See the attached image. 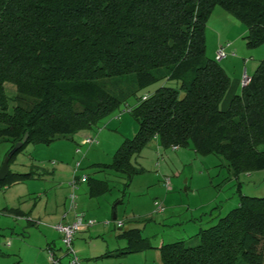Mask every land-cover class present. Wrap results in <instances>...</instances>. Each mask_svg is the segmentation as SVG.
<instances>
[{
    "label": "trees",
    "instance_id": "1",
    "mask_svg": "<svg viewBox=\"0 0 264 264\" xmlns=\"http://www.w3.org/2000/svg\"><path fill=\"white\" fill-rule=\"evenodd\" d=\"M217 6L245 25L247 47L264 44V0H0V142L10 150L27 133L9 163L28 143L95 131L134 98L138 129L110 163L96 164L102 170L129 179L143 172L133 159L153 139L165 149L215 155L227 179L264 169V57L221 108L231 78L205 53L206 22ZM7 82L16 88L11 97ZM40 175L9 169L0 185ZM85 180L90 197L110 190L106 180ZM239 187L238 204L187 239L154 247L123 221L117 236L126 246L103 256L157 248L161 264H264V196Z\"/></svg>",
    "mask_w": 264,
    "mask_h": 264
},
{
    "label": "rangeland",
    "instance_id": "2",
    "mask_svg": "<svg viewBox=\"0 0 264 264\" xmlns=\"http://www.w3.org/2000/svg\"><path fill=\"white\" fill-rule=\"evenodd\" d=\"M238 25L245 26L243 23H239L237 19L235 20L223 8L215 7L206 22L205 28V53L208 58L214 59L218 47L226 45L228 42L231 43L233 37L237 36L238 43H241L246 49L257 50L256 48H259L258 46L253 48L246 46L243 36L238 35L240 31L237 28ZM218 32L221 33L222 37H225L221 39V44L219 45ZM234 52V58L239 59L241 62V73L247 67L244 72L247 76L249 75L247 72L252 70L251 64L248 65L247 62L253 60V67L264 57V52L258 58L256 57L258 60H254L253 57V59L250 58L248 54H241L238 49ZM230 56L227 55L224 61H229L231 59ZM242 58H247V62H244ZM230 69L229 71L231 72H228V75L232 77L233 66ZM156 84L150 85L142 92L144 94L153 92ZM167 85L175 86L176 82L170 80ZM5 90L10 97L16 92L15 86L8 82L5 83ZM134 103L135 99L130 98L128 101L129 107L133 106ZM12 105L13 102L10 101V107ZM126 106L121 105V108L116 110L115 114L119 115L118 118L112 116L105 118L97 129L99 133L101 131L100 128L106 122L110 123L105 130L112 138L110 141L102 142L104 148L98 144L99 140L94 144L80 145L81 141H77L75 136L83 134L84 131H82L74 134L75 140L60 138L50 144L28 143L22 151L15 154L9 163L10 170L27 172L30 169H36L35 171L39 173L43 172V176L21 180L23 182L21 183L22 185H11V189L8 191L4 186L0 187V264H15L19 259V255L20 264H50L45 253L42 256L40 253L44 250L46 243L44 235L54 238L57 245H60L61 239L55 225L60 222L61 209L64 207V199L62 201L61 197H67L68 199L65 211L72 212L69 210L68 198L71 190L69 193L63 190L65 183H70V179L62 175L52 174V170H55L54 168L56 167L58 169V164L74 166L75 170V164L79 162L81 165L78 168V174L84 175L86 173L92 174L95 170H98L94 163H110L112 156L122 141L125 138L133 137L138 129L136 120ZM158 146L157 140L153 139L135 156L133 162L137 168H142L143 172L134 173L131 179L128 178V175L117 174L108 168L100 172L95 171L96 177L109 180L108 184L111 189L109 192L92 199L95 202L92 203L94 206L99 203L95 207L91 204L94 208L87 205L91 201L90 197L85 193L86 183L77 184L74 189L77 195L76 205L81 212H85L84 222L88 220L94 221L93 225H82L73 238L72 247L80 264L142 263L141 254H153V252L155 253L156 263L160 264L157 248L145 249L140 253L133 252L103 256L108 250L118 249L124 244V239H120L117 236L120 231L119 225H117L119 220L125 221L127 227L141 228L142 234L149 238L151 245L158 247L163 242L167 243L181 238L187 239L199 230V228L196 230L197 227L192 222L184 221L185 216L183 215L187 210L188 202L193 206L192 203H194L195 199L211 201L212 198H215L209 207H203V210L206 209L207 214L202 217L204 221L201 226L205 227L210 224V218L214 217L219 211L223 215L238 204V183L243 194L264 196V169L253 171L250 175L242 173L237 179L233 177L227 179L226 169L218 165L219 160L215 155H208L210 158L207 161L208 163L205 162L200 167L198 166L200 164L199 160L205 156L197 154L195 159L187 160L185 158L181 162L178 152H184L185 149L189 148H179L176 151H172V148H167L165 150L167 151L166 154L161 157L158 156L160 153ZM77 147L80 148V153L75 152ZM9 148V142H0V165ZM32 164L33 167H31ZM172 167L181 169L182 174L177 172L178 176L171 174L172 176H163L162 178V174ZM198 172H203V174ZM190 174L193 176L192 184L195 183L199 187L196 198L192 195L191 189L193 187L191 184L186 190L187 184L185 180L186 176ZM165 177L170 178L171 187L172 184L175 186L174 191H170L166 187ZM125 183H129V185L124 187ZM68 184L67 186H69ZM28 185L29 188L27 190ZM123 189L125 192H123ZM172 193H177L176 199L179 200L174 203L164 201L163 196ZM34 200L36 205L31 210L32 217L24 215L21 218H16L11 213L2 212L5 205L21 207L29 212ZM179 202L185 205L178 204ZM74 212L77 211L75 210ZM113 215L117 217L113 218ZM189 243H194V241ZM60 249L62 250L61 264H69L70 257L64 255L65 248L62 240ZM63 259L65 261H62Z\"/></svg>",
    "mask_w": 264,
    "mask_h": 264
},
{
    "label": "crops",
    "instance_id": "3",
    "mask_svg": "<svg viewBox=\"0 0 264 264\" xmlns=\"http://www.w3.org/2000/svg\"><path fill=\"white\" fill-rule=\"evenodd\" d=\"M214 11V10H213ZM211 15H212V13H211ZM210 15V16H211ZM230 15V14H229ZM234 18V17H233ZM235 19V18H234ZM236 20V19H235ZM239 23H241V22H239ZM244 25V24H243ZM237 28L240 30L239 31V33H238V35H241V36H243L244 37V35L246 34V32H247V29H246V27L245 26H240V25H238L237 26ZM218 34V38H219V42H218V45L219 44H221V39L222 38H225V37H222L221 36V33L220 32H218L217 33ZM229 44H228V46L225 48V50H226V52H227V55H231L230 57H231V59H229V61H224V58L223 59H221L220 61H219V63L221 64V66L225 69V71L227 72V74H228V72H231V71H229V70H231L230 68H232V66H233V74H232V77H230L231 78V83H230V87H229V89H228V91H227V93H226V95H225V97H224V99H223V102H222V108L223 109H225V108H227V106H228V104H229V102H230V100H231V98L236 94V93H238L240 90H241V88H242V78H243V76L245 75V71L247 70V67H246V70L244 69V71L241 73V62H240V60L239 59H236V58H234V55H235V50L237 51V49L238 50H240V52H241V54H244V55H249L250 56V58H254V60L255 59H257L258 58V56H260V54H262V52H264V44H261V45H259L258 47L259 48H256L257 50H248V49H246L241 43L239 44L238 43V36L237 37H233V41L230 43V42H228ZM218 45H217V47H218ZM217 49V48H216ZM232 49H234L232 52H231V50ZM234 52V54H232ZM257 57V58H256ZM252 58V59H253ZM243 59V61L244 62H247V58H242ZM258 60V59H257ZM253 60H250V61H248L247 62V64L249 65V64H251V68H252V70H251V72H247L249 75L248 76H250L252 73H253V71L255 70H253V68H256V66L257 65H253V67H252V62ZM243 62V63H244ZM236 67H237V70H236ZM230 74V73H229ZM230 76V75H229ZM114 115V116H113ZM112 117H114V118H118L119 117V115H116L115 113L114 114H112L111 115ZM110 123H108V122H106L104 125H103V127L102 128H100V132L98 133L97 132V129L95 130V131H93V132H91V131H88V132H84L83 134H78V136H75L76 138H77V141H81L85 136H87V135H89V134H92V133H95L94 135H96V137H97V142H98V140H99V145H101V147L102 148H104V146L102 145V142L103 141H110L111 140V138H112V136L109 134V133H107V131L105 130L106 128H107V126L109 125ZM114 124V123H113ZM100 127V126H99ZM74 136H73V138H75ZM66 139V138H65ZM75 140V139H74ZM157 140V139H156ZM96 142V143H97ZM157 143H158V149H159V151H160V153H159V155L158 156H161L162 157V155L163 154H166V152L167 151H165L166 149L165 148H163L160 144H159V142H158V140H157ZM94 144V143H93ZM179 149V148H178ZM177 149H173L172 148V151H176ZM75 152H76V149H75ZM86 155V154H85ZM178 157H180L179 158V160L182 162L183 160H185V158L187 159V160H190V159H195L196 158V155H197V153L194 151V150H192V149H185L184 150V152H178ZM83 157H84V155H82ZM113 157V156H112ZM209 157L208 156H205V157H203L201 160H199L200 161V164H198V166H203V164H205V162H207V161H209ZM212 159V158H211ZM212 161V160H211ZM214 161V160H213ZM98 163H103V162H97V163H94V165L96 166V164H98ZM208 163V162H207ZM59 165V168L57 169V167L56 168H54L55 170H52V174H58V175H62V176H65L67 179H70V183L68 184V183H65V186L63 187V190H66L68 193L70 192V190L72 191V187H70L71 186V182L73 181V180H76L77 181V183H76V187H77V184L79 183H83V184H85L86 183V178L85 179H82L81 178V176L82 175H79L78 174V171H74V166L73 167H71L70 165H67V164H58ZM60 165H64V166H60ZM80 165L81 164H79V167H80ZM31 167H33V164H32V166ZM36 170V169H35ZM180 170V171H179ZM96 172H100V171H103L101 168H99L98 167V170H95ZM93 172L92 174L91 173H86V174H84V175H87V174H90L91 176H93V177H95V178H98V179H101V180H106L107 182L109 181L108 179H103V178H100V177H96V175H95V173L96 172ZM113 172H115V171H113ZM169 172H170V174H169ZM177 172L178 173H180V174H182V170L181 169H177V167L175 168V167H172V168H168V170H167V172L166 173H163L162 174V178H163V176H172V175H174V176H178V174H177ZM115 173H117V172H115ZM199 173V172H198ZM41 174L42 175H40L39 176V178L40 177H42L43 176V172H41ZM117 174H122V173H117ZM172 174V175H171ZM199 174H203V172H200ZM247 175H250L251 173H246ZM193 176L190 174V175H188V176H186V180H185V182H186V184H187V187H186V190H187V188L189 187V185L191 184V186L193 187L191 190H192V195H193V197L194 198H196L197 197V191H199V187L195 184V183H193L192 184V178ZM35 178H38V177H35ZM166 178V177H165ZM169 178V177H168ZM28 179H30V178H28ZM170 179V178H169ZM165 180V179H164ZM64 182V181H63ZM21 183H23L21 180L20 181H16L15 183H12V184H10V185H8V184H5V185H0V187L1 186H4L5 188H6V190L8 191L9 189H11V185H17V184H21ZM176 183V182H175ZM67 184L69 185V186H67ZM22 185V184H21ZM86 185V187H85V193L87 194V196H89V194H88V186H87V183L85 184ZM167 186V188H168V190H170V191H174V189H175V186L172 184V187H171V185H170V182L168 183V184H166ZM110 187V186H109ZM28 188H29V185L27 186V190H28ZM23 189V188H22ZM111 189V188H110ZM110 191V190H109ZM109 191H107V192H109ZM106 192V193H107ZM68 193H67V195H68ZM66 195V196H67ZM176 195H177V193H172V194H166V195H164L163 196V199H164V201H167V202H169V203H174V202H176V201H178L177 199H176ZM101 196V195H100ZM90 197V196H89ZM99 197V196H98ZM55 198H56V196H55ZM93 198H97V197H90V201L91 202H89L87 205L88 206H94V204H92V203H95V202H93L92 201V199ZM62 201H63V199H64V201H63V209H61V214H60V217H61V220H60V222L59 223H69V222H72L73 220H74V218H75V215H76V213L77 214H80L82 217H83V219L85 220V212L84 211H80L79 210V208H78V206L76 205V211L77 212H74L73 210H70V211H72V212H74V213H72V212H67V210L65 211V205H66V201L68 202V199H67V197H61L60 198ZM214 200H215V198H212V200L211 201H200V200H198V199H195L194 200V203H192L193 204V206H191V203L190 202H188L187 203V210L185 211V213H184V215L183 216H185V219H184V221L185 222H192L194 225H196V230H198V228L200 229L202 226V224L201 223H203V221L204 220H202V217L203 216H205L206 214H207V211H205V210H203V207H209L210 205H211V203L212 202H214ZM92 204V205H91ZM97 204H99V203H97ZM97 204H95V206L97 205ZM178 204H182V205H185V204H183L182 202L180 203H178ZM35 205H36V201L34 200V202L31 204V209H30V211L29 212H27L26 210H23L21 207H12V206H9V205H5L4 206V208L2 209V212L4 213V212H6V213H11V214H13L16 218H21L22 216H24V215H29L30 217H32L31 215V210H33V207H35ZM46 206H47V201H46ZM92 206V208H94ZM176 206V205H175ZM178 206H181V205H178ZM114 210V209H113ZM30 213V214H29ZM219 213H220V211H219ZM115 216L116 215H113V218H115ZM117 217V216H116ZM30 223H33V222H30ZM119 223H123V220H119L118 222H117V225H119ZM29 224V223H28ZM94 224V223H93ZM93 224H91V225H93ZM85 225H86V223H85ZM119 230H120V228H119ZM59 233V238L61 239V233L60 232H58ZM195 234V233H194ZM118 235V234H117ZM44 237H45V247H44V250L40 253L41 254V256L45 253V255L47 256V260H48V250H52L53 252H54V255L56 256V257H62V250L60 249L61 248V240H60V245H57V243H56V240L54 239V238H49L48 237V235L46 236V235H44ZM49 238V239H48ZM121 239V238H120ZM126 240H124V244H122V246H120V248L121 247H124V246H126V243L127 242H125ZM164 243V242H163ZM59 246V247H58ZM115 250L116 249H114V250H108L107 252H111L112 254L113 253H115ZM142 251H144V250H142ZM142 251H138L139 253L140 252H142ZM133 253V252H132ZM142 256H140V258H141V262L142 263H135V264H157L156 263V261H155V253L153 252V254H150V253H146L145 255H143V254H141ZM153 258V259H152ZM20 261H21V259H20V255H19V259L16 261V263L15 264H20ZM62 261H65L64 259L62 260ZM48 262H49V260H48ZM160 262V261H159ZM161 264V263H160Z\"/></svg>",
    "mask_w": 264,
    "mask_h": 264
},
{
    "label": "built area",
    "instance_id": "4",
    "mask_svg": "<svg viewBox=\"0 0 264 264\" xmlns=\"http://www.w3.org/2000/svg\"><path fill=\"white\" fill-rule=\"evenodd\" d=\"M229 43H227L226 45H220L216 51V56H215V60L220 61L221 59L225 58L227 56V52L225 50V48L228 46ZM234 54V52L232 53ZM249 80V76L244 75L242 78V85H245ZM147 97V94H145L143 96V99ZM127 110H130V107L127 105L126 106ZM95 133L89 134L87 136H85L81 142L80 145H84V144H93L97 142V137L96 135H94ZM173 149H176V147H173ZM80 148L77 147L76 148V153H80ZM79 168V162H76L75 164V172L78 171ZM82 179L86 178V175H82L81 176ZM165 182L166 184L169 183V178L166 177L165 178ZM76 180H73L71 182V187H72V191L69 193L68 198H69V210H73L75 211L76 209V198L77 195L75 194L74 189L76 188ZM155 204H157V202H155ZM85 223L87 225H91L94 223L93 220H88L86 222H84L83 217L80 214L75 215V218L72 222L69 223H58L57 225H55V228L61 233V240L62 243L64 245L65 248V256H69L70 260H69V264H80L79 263V259L76 256L73 247H72V243H73V238L74 235L76 233V231L82 226L85 225ZM119 225H121V223H119ZM48 260L50 264H61V260L60 258L56 257L54 255V252L52 250H48Z\"/></svg>",
    "mask_w": 264,
    "mask_h": 264
},
{
    "label": "water",
    "instance_id": "5",
    "mask_svg": "<svg viewBox=\"0 0 264 264\" xmlns=\"http://www.w3.org/2000/svg\"><path fill=\"white\" fill-rule=\"evenodd\" d=\"M26 139L27 133L24 135L21 141L16 142L14 144V146L8 151L7 155L4 157L2 164L0 165V181L4 179L9 172V159L22 146Z\"/></svg>",
    "mask_w": 264,
    "mask_h": 264
}]
</instances>
